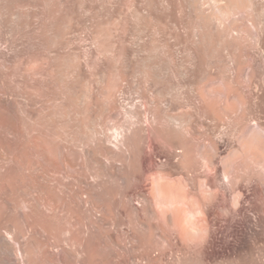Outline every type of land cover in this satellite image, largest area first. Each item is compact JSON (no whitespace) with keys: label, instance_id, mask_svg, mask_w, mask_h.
<instances>
[{"label":"bare ground","instance_id":"1","mask_svg":"<svg viewBox=\"0 0 264 264\" xmlns=\"http://www.w3.org/2000/svg\"><path fill=\"white\" fill-rule=\"evenodd\" d=\"M90 1L86 47L62 0H0V264H226L264 195V0Z\"/></svg>","mask_w":264,"mask_h":264},{"label":"rangeland","instance_id":"2","mask_svg":"<svg viewBox=\"0 0 264 264\" xmlns=\"http://www.w3.org/2000/svg\"><path fill=\"white\" fill-rule=\"evenodd\" d=\"M66 9L69 11V15L73 19V29L71 33L80 31L76 25L79 20H84L88 24V28L82 34V37L86 40L84 46H89L90 42L95 35V26L92 23V17L86 16L85 8H95V2L83 5L82 0H62ZM74 34L70 37L74 40ZM89 81H96L92 77ZM212 132V131H211ZM229 136L232 137V133ZM228 206L231 207V197H227ZM245 207H247V216L249 220L259 224L257 227V234H250L248 236H242V238L228 237V248H226V264H264V195L260 197H253L245 200ZM261 219V222L258 220ZM237 229L241 226V223H236ZM241 228V227H240Z\"/></svg>","mask_w":264,"mask_h":264}]
</instances>
